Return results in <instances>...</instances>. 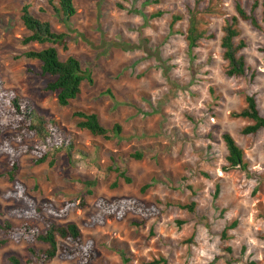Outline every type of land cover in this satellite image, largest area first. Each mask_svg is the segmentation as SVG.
Instances as JSON below:
<instances>
[{"label":"rangeland","instance_id":"1","mask_svg":"<svg viewBox=\"0 0 264 264\" xmlns=\"http://www.w3.org/2000/svg\"><path fill=\"white\" fill-rule=\"evenodd\" d=\"M236 1L253 11L260 27L239 22L236 41L245 42L241 53L248 70L243 76H228L221 43L226 18L237 14ZM25 4L68 35V48L58 47L62 59L76 55L92 70L93 83L84 82L79 97L67 106L58 102L56 92L45 89L54 77L41 73L38 60L24 56L28 48H40L22 43L29 32L21 18ZM74 4L77 12L66 23L50 0H0L4 89L31 98L40 114L56 122L57 130V146L45 144L49 151L57 150L54 165L37 164L33 155H24L18 179L38 202L60 205L85 197L87 207L74 208L58 221L76 222L84 239L93 240L95 264H146L160 257L168 264H264V129L242 134L251 121L232 117L252 94L264 115V0ZM188 6L194 8L203 34L193 48L188 41ZM159 11L163 14L157 15ZM176 15L180 19L175 20ZM78 110L96 112L109 129L120 125V133L104 138L79 128ZM225 132L243 148L247 170L225 169ZM26 142L42 145L39 138ZM136 152L143 157H133ZM8 169L7 155L2 154L0 223L9 217V208L21 204L3 198L14 185L4 175ZM122 171L132 182L120 175ZM146 184L150 186L142 191ZM122 196L159 205L163 213L145 222L129 213L93 225L97 198ZM192 202L194 212L179 207ZM27 246L11 242L0 247V264H11L13 254L26 256ZM71 263L56 258L51 264Z\"/></svg>","mask_w":264,"mask_h":264},{"label":"trees","instance_id":"2","mask_svg":"<svg viewBox=\"0 0 264 264\" xmlns=\"http://www.w3.org/2000/svg\"><path fill=\"white\" fill-rule=\"evenodd\" d=\"M54 1L50 0V3L56 13L61 16L64 22H70L77 12L74 0H58L57 3ZM118 5L121 8L125 7L122 2H119ZM187 8L190 14L188 41L189 47L193 48L198 38L203 34L198 28V17L194 8L191 6ZM235 8L237 14L226 18L221 46L223 58L227 62V75L243 76L246 74L248 66L245 55L241 53L245 42L243 40L236 41L241 34L238 24L240 21H248L254 27H260V24L253 11H247L240 1H236ZM162 14L163 11H159L157 15ZM21 18L29 31L23 37L22 43L24 45H40V48H28L24 52V56L38 60L41 63V73L54 77L47 83L45 89L56 92L61 105H69L81 94L84 82L93 83L92 70L83 67L76 55L69 54L66 58H61L58 47L68 48V35L55 30L50 21L43 20L33 14L29 4L23 6ZM174 19H180V16L176 15ZM262 20L264 22V9ZM75 116L79 118L78 127L88 130L93 135L111 138V133L114 135L120 133V125L117 124L112 129L105 127L96 112L78 110L75 112ZM232 117L251 121L250 124L242 128V134L256 135L264 129V115L255 94L247 95L246 106L240 111L233 112ZM55 125L54 120L46 119L39 113L31 98L24 97L13 89H4V80L0 71V135H2L0 155H7L9 169L4 175L14 184L11 189L3 193V198L21 203L9 208L7 212L9 217L0 223V247L11 242L15 244L25 242L28 245L26 256L17 254L9 256L11 264H51L56 258L73 261L71 264H95L97 251L93 240L84 239L81 228L76 222L61 223L58 221L67 219L74 208L87 207L88 202L85 197L79 201L76 198L68 199L60 205L52 200L38 202L30 194L26 184L17 177L21 170V157L24 155H33L37 164L49 162L50 165H54V154L57 150L51 152L46 149L45 144L53 143V147L57 146L54 141L57 131ZM34 138L41 139L42 145L26 142ZM223 140L228 151L225 169L247 170L248 164L243 148L229 132L223 134ZM132 156L141 159L143 154L136 152ZM120 175L127 182H132V178L126 175L125 171L120 172ZM87 184L94 186L96 181H88ZM149 186L150 184L144 185L142 191H145ZM87 193L92 194V190L88 189ZM95 205L97 213L93 216V225L103 224L109 218L122 219L129 213L138 215L145 222L163 213L159 205H148L135 196L111 199L99 197ZM179 207L194 212L196 203L179 204ZM223 235H226V231L223 232ZM228 249L231 251V248ZM146 264H168V260L165 257H160Z\"/></svg>","mask_w":264,"mask_h":264}]
</instances>
